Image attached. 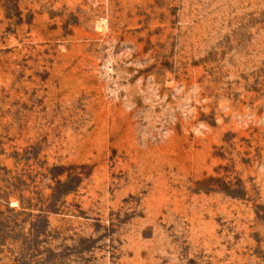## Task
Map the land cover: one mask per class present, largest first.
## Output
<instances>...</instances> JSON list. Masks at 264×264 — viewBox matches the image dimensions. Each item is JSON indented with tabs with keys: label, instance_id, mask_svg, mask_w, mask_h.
<instances>
[{
	"label": "rangeland",
	"instance_id": "rangeland-1",
	"mask_svg": "<svg viewBox=\"0 0 264 264\" xmlns=\"http://www.w3.org/2000/svg\"><path fill=\"white\" fill-rule=\"evenodd\" d=\"M0 264H264V0H0Z\"/></svg>",
	"mask_w": 264,
	"mask_h": 264
}]
</instances>
